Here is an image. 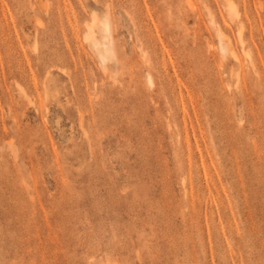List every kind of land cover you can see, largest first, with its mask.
I'll return each mask as SVG.
<instances>
[{
	"label": "rangeland",
	"instance_id": "obj_1",
	"mask_svg": "<svg viewBox=\"0 0 264 264\" xmlns=\"http://www.w3.org/2000/svg\"><path fill=\"white\" fill-rule=\"evenodd\" d=\"M0 264H264V0H0Z\"/></svg>",
	"mask_w": 264,
	"mask_h": 264
},
{
	"label": "bare ground",
	"instance_id": "obj_2",
	"mask_svg": "<svg viewBox=\"0 0 264 264\" xmlns=\"http://www.w3.org/2000/svg\"><path fill=\"white\" fill-rule=\"evenodd\" d=\"M103 27L105 28V30H109V22L106 20L105 22H103ZM221 34V32H220Z\"/></svg>",
	"mask_w": 264,
	"mask_h": 264
}]
</instances>
